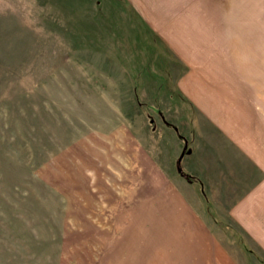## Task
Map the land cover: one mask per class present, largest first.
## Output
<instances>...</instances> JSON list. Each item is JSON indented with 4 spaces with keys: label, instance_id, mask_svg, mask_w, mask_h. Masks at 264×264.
Masks as SVG:
<instances>
[{
    "label": "rangeland",
    "instance_id": "rangeland-1",
    "mask_svg": "<svg viewBox=\"0 0 264 264\" xmlns=\"http://www.w3.org/2000/svg\"><path fill=\"white\" fill-rule=\"evenodd\" d=\"M242 118L264 0H0V264H264L206 211Z\"/></svg>",
    "mask_w": 264,
    "mask_h": 264
},
{
    "label": "crops",
    "instance_id": "crops-1",
    "mask_svg": "<svg viewBox=\"0 0 264 264\" xmlns=\"http://www.w3.org/2000/svg\"><path fill=\"white\" fill-rule=\"evenodd\" d=\"M236 121L234 125H227L225 130L235 135L223 141L224 148H213L214 155L209 162V174L218 177L219 186L225 189L220 195L224 201L219 198L217 202H227V205L222 210L214 206L216 202L212 205L211 198H208L210 203H207L206 211L211 218L235 222L243 229L245 241L258 245L264 251V126L254 119L253 122L243 118ZM216 166L219 167V176ZM209 181L205 178L207 190L213 183ZM199 253L194 257L195 264H205L206 254Z\"/></svg>",
    "mask_w": 264,
    "mask_h": 264
},
{
    "label": "water",
    "instance_id": "water-1",
    "mask_svg": "<svg viewBox=\"0 0 264 264\" xmlns=\"http://www.w3.org/2000/svg\"><path fill=\"white\" fill-rule=\"evenodd\" d=\"M181 161V159L179 160V162Z\"/></svg>",
    "mask_w": 264,
    "mask_h": 264
},
{
    "label": "bare ground",
    "instance_id": "bare-ground-1",
    "mask_svg": "<svg viewBox=\"0 0 264 264\" xmlns=\"http://www.w3.org/2000/svg\"><path fill=\"white\" fill-rule=\"evenodd\" d=\"M206 50V49H205ZM206 52V51H205ZM209 53V52H208Z\"/></svg>",
    "mask_w": 264,
    "mask_h": 264
}]
</instances>
